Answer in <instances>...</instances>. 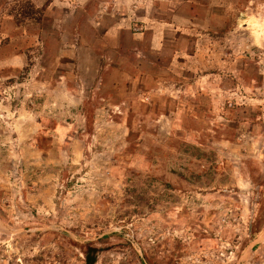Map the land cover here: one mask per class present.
Masks as SVG:
<instances>
[{
  "label": "rangeland",
  "instance_id": "obj_1",
  "mask_svg": "<svg viewBox=\"0 0 264 264\" xmlns=\"http://www.w3.org/2000/svg\"><path fill=\"white\" fill-rule=\"evenodd\" d=\"M34 1L0 0V264H87L88 247L96 264H264V0H192L225 67L217 106L187 92L181 121L158 116L173 99L167 75L162 95L128 91L123 75L105 92L80 76L86 116L59 107L45 86L59 71L44 67L72 61L49 58L53 27ZM81 28L123 72L127 56ZM12 53L27 54L23 68L1 61ZM137 93L150 100L130 105Z\"/></svg>",
  "mask_w": 264,
  "mask_h": 264
},
{
  "label": "crops",
  "instance_id": "obj_2",
  "mask_svg": "<svg viewBox=\"0 0 264 264\" xmlns=\"http://www.w3.org/2000/svg\"><path fill=\"white\" fill-rule=\"evenodd\" d=\"M101 1L107 3L105 7L109 10V16L98 21L95 19V11ZM34 2L38 8L43 9L45 6L47 20L53 27V30L49 29L41 37L58 49L49 58L56 59L57 63L69 61L68 59H71L69 62L72 61V64L44 67L48 74L53 69L59 71V82H53L49 78L45 81L46 88L61 99L57 103L59 107L68 111L77 110L85 117V97L82 96V91L76 93L75 89V85L78 89L82 87V83L78 82L80 76L88 78L85 84L89 88L105 92L120 88L113 82L114 74L124 76L122 87L128 91H156L161 95L165 90V84L161 81L167 75L170 80L168 90L173 93V99L170 100V109L166 112L160 111L158 116L164 115L177 121L185 120L188 116L185 111L190 108L189 99L185 95L192 90L199 92V95H207L210 91V103L217 106L215 97L216 92L221 89L218 82L222 78L225 62L221 51L206 46L207 35L198 33L197 27L201 28L202 25L195 21L193 10H197L200 4L193 7L192 0H54L47 1L46 4L44 0ZM78 2L81 3V8L76 10ZM59 10L67 17L60 19L57 16ZM181 10L185 12L181 13ZM54 15L58 18L55 19ZM97 26L104 35L107 47L114 49V52L118 51V55L127 56L120 63L125 65L123 72L117 70V66L112 68V63L101 64L103 56L97 52L98 46L93 39L85 44L81 27L95 31ZM135 28H140L141 31L134 32ZM193 30L196 32L193 33ZM27 59L26 53H12L1 61L18 69L26 65ZM85 60H89L86 61V66L83 65ZM139 95L137 93L129 104L134 107L141 106L150 100L144 96L147 94ZM106 97L108 99L105 100L110 101L111 98ZM196 103L198 106L201 104L200 101ZM175 115L176 118H173ZM191 115L196 116V113ZM46 131L43 130L42 133ZM67 137L63 131L58 136L61 152L64 151L63 144ZM74 139L73 146H83L84 141L80 138Z\"/></svg>",
  "mask_w": 264,
  "mask_h": 264
},
{
  "label": "trees",
  "instance_id": "obj_3",
  "mask_svg": "<svg viewBox=\"0 0 264 264\" xmlns=\"http://www.w3.org/2000/svg\"><path fill=\"white\" fill-rule=\"evenodd\" d=\"M99 251L100 250L95 248V247H88L87 250L85 251L86 263L87 264H96Z\"/></svg>",
  "mask_w": 264,
  "mask_h": 264
},
{
  "label": "built area",
  "instance_id": "obj_4",
  "mask_svg": "<svg viewBox=\"0 0 264 264\" xmlns=\"http://www.w3.org/2000/svg\"><path fill=\"white\" fill-rule=\"evenodd\" d=\"M105 10H108V9L106 8ZM135 31H136V32H140L141 29H140V28H136Z\"/></svg>",
  "mask_w": 264,
  "mask_h": 264
}]
</instances>
